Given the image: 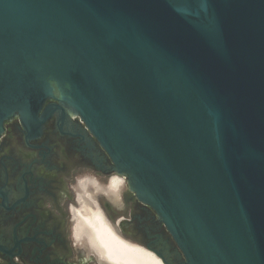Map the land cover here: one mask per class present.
Wrapping results in <instances>:
<instances>
[{"label": "water", "instance_id": "95a60500", "mask_svg": "<svg viewBox=\"0 0 264 264\" xmlns=\"http://www.w3.org/2000/svg\"><path fill=\"white\" fill-rule=\"evenodd\" d=\"M48 99L181 264H264V0H0V137L13 116L40 125Z\"/></svg>", "mask_w": 264, "mask_h": 264}, {"label": "flooded vegetation", "instance_id": "af4514ba", "mask_svg": "<svg viewBox=\"0 0 264 264\" xmlns=\"http://www.w3.org/2000/svg\"><path fill=\"white\" fill-rule=\"evenodd\" d=\"M38 116L46 119L31 128L13 116L0 137V264H105L74 234L72 210L85 180L91 203L122 238L181 264L165 225L136 198L79 116L54 99ZM113 177L123 180L116 190L109 187Z\"/></svg>", "mask_w": 264, "mask_h": 264}, {"label": "bare ground", "instance_id": "6f19581e", "mask_svg": "<svg viewBox=\"0 0 264 264\" xmlns=\"http://www.w3.org/2000/svg\"><path fill=\"white\" fill-rule=\"evenodd\" d=\"M89 182L85 180L80 183L83 193L78 196L79 207L72 210L77 240H84L90 250L108 264H164L152 251L118 234L112 223L91 203V198L85 193ZM122 182L121 178L113 177L109 187L116 190Z\"/></svg>", "mask_w": 264, "mask_h": 264}]
</instances>
